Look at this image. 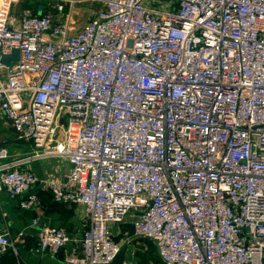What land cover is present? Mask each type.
I'll return each mask as SVG.
<instances>
[{"label":"built area","instance_id":"obj_1","mask_svg":"<svg viewBox=\"0 0 264 264\" xmlns=\"http://www.w3.org/2000/svg\"><path fill=\"white\" fill-rule=\"evenodd\" d=\"M17 1L0 0V109L38 154L68 159L66 183L47 184L85 216L80 238L42 225L36 252L79 241L62 264H112L137 237L151 264H264V0H96L76 32L89 0H53L63 21L17 19ZM33 157L0 145V191L23 209L39 203ZM10 249L0 233V259Z\"/></svg>","mask_w":264,"mask_h":264},{"label":"crops","instance_id":"obj_2","mask_svg":"<svg viewBox=\"0 0 264 264\" xmlns=\"http://www.w3.org/2000/svg\"><path fill=\"white\" fill-rule=\"evenodd\" d=\"M148 3L150 4V1ZM53 4V0H18L13 3L10 15L20 19L26 11L31 14H42L50 11L54 20L63 21L67 8L64 9L63 13H60L54 9ZM98 4L100 8L101 3L98 2ZM15 5L19 6L20 14H15L13 10ZM96 10L89 16L83 17L80 15L77 19H73L75 16L73 13L72 21L73 23L78 21V29L74 30L72 26L71 32L78 31L93 16ZM5 81L6 77L2 71L0 72V82L4 83ZM0 145H5L8 148L11 157L34 156L22 168L25 169L26 166L38 177L37 182L29 191L35 193L39 199L38 205L23 209L19 205L20 195L15 196L8 191H0V233H7L15 241V251L10 249L5 252L0 259V264H62L66 257L75 253L74 251L80 250L79 241L69 242L56 255L36 252L35 242L38 230L42 225L63 227L76 238H80L85 229V216L82 205L68 201H57L47 184V181L59 184L66 183L71 168L70 162L67 158L60 156L38 154L42 149H38L29 140L18 138L15 129L1 109ZM128 225L132 228L131 218H128L117 227V232L114 233L116 241L121 242L124 239L123 232L132 234L133 229L129 231L126 228ZM123 249L125 252L122 261L154 263L152 260L145 259L148 261L146 263L140 255H137V252L143 253L149 249V245L143 243L141 238L134 237L128 243H124L121 250ZM146 257L149 256L146 254Z\"/></svg>","mask_w":264,"mask_h":264},{"label":"rangeland","instance_id":"obj_3","mask_svg":"<svg viewBox=\"0 0 264 264\" xmlns=\"http://www.w3.org/2000/svg\"><path fill=\"white\" fill-rule=\"evenodd\" d=\"M75 8H74L75 12H73L75 16L73 17V19H77V17L80 16V15H82L83 17L84 16H89L94 10L99 8V4H98V1H96V0H93V1L89 0V1H83V2L77 3L75 5ZM13 10H14L15 14L16 13L17 14L21 13L18 5H15ZM73 28H74V30L78 29V21L74 22ZM118 226H119V224H110L109 225L110 229L114 233L117 232V227ZM141 241H143V243L147 242V240L145 238H141ZM154 252L155 251H152L153 254H154ZM152 256L154 257V255H152Z\"/></svg>","mask_w":264,"mask_h":264},{"label":"trees","instance_id":"obj_4","mask_svg":"<svg viewBox=\"0 0 264 264\" xmlns=\"http://www.w3.org/2000/svg\"><path fill=\"white\" fill-rule=\"evenodd\" d=\"M126 228H128L129 231H132V228L130 227V225H128ZM146 240H147V239H146ZM146 243L149 245V249H148V251H144L143 253H139V252H137V255H138V256L140 255V256L143 258V260H145V259L148 260V261L152 260V261H154V262H158V261H160V259H159V255L157 254L156 248H155V246L153 245V243H152L151 241H149V240H147ZM152 251H155L154 254L152 253ZM124 252H125L124 249L121 250L120 253L117 255V257H116V258L114 259V261L112 262V264H120L121 261L123 260ZM146 254H147L149 257H146ZM152 255H154V257H153ZM146 260H145V261H146ZM148 261H146V263H148Z\"/></svg>","mask_w":264,"mask_h":264},{"label":"water","instance_id":"obj_5","mask_svg":"<svg viewBox=\"0 0 264 264\" xmlns=\"http://www.w3.org/2000/svg\"><path fill=\"white\" fill-rule=\"evenodd\" d=\"M19 56V50L17 48H13L10 54H4L2 56V61L6 64H9L11 60H17ZM60 123L67 125V121L63 118H60Z\"/></svg>","mask_w":264,"mask_h":264}]
</instances>
